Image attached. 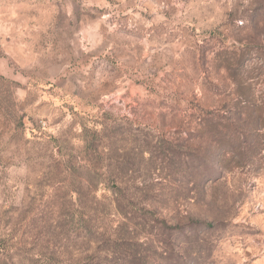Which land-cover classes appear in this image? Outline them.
Instances as JSON below:
<instances>
[{"label": "rangeland", "instance_id": "obj_1", "mask_svg": "<svg viewBox=\"0 0 264 264\" xmlns=\"http://www.w3.org/2000/svg\"><path fill=\"white\" fill-rule=\"evenodd\" d=\"M13 260L264 264V0H0Z\"/></svg>", "mask_w": 264, "mask_h": 264}, {"label": "trees", "instance_id": "obj_2", "mask_svg": "<svg viewBox=\"0 0 264 264\" xmlns=\"http://www.w3.org/2000/svg\"><path fill=\"white\" fill-rule=\"evenodd\" d=\"M88 184V187L90 189V193L93 194L97 189H99L101 183H99L100 181H96L95 178L93 177L91 180H85ZM105 186L107 187H111L112 191L114 194L119 195L121 192V187L118 183L115 184V182L112 183H106L104 182ZM80 195V194H79ZM94 198H97L96 196ZM11 264H14V260L12 261ZM86 264V263H85Z\"/></svg>", "mask_w": 264, "mask_h": 264}, {"label": "clouds", "instance_id": "obj_3", "mask_svg": "<svg viewBox=\"0 0 264 264\" xmlns=\"http://www.w3.org/2000/svg\"><path fill=\"white\" fill-rule=\"evenodd\" d=\"M227 7H231V3H229V4L227 5Z\"/></svg>", "mask_w": 264, "mask_h": 264}]
</instances>
